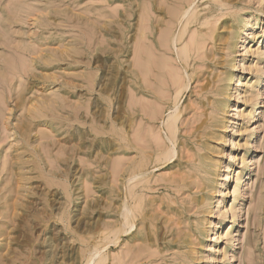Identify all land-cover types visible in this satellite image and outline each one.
<instances>
[{"label":"rangeland","instance_id":"rangeland-1","mask_svg":"<svg viewBox=\"0 0 264 264\" xmlns=\"http://www.w3.org/2000/svg\"><path fill=\"white\" fill-rule=\"evenodd\" d=\"M0 264H264V0H0Z\"/></svg>","mask_w":264,"mask_h":264},{"label":"bare ground","instance_id":"bare-ground-1","mask_svg":"<svg viewBox=\"0 0 264 264\" xmlns=\"http://www.w3.org/2000/svg\"><path fill=\"white\" fill-rule=\"evenodd\" d=\"M189 1V0H188ZM186 3H187V1H185ZM184 2V3H185ZM190 2H191V0H190ZM185 3V4H186ZM164 4V3H163ZM183 8V7H182ZM188 10V9H187ZM151 12V11H150ZM187 12V11H186ZM180 13V12H179ZM143 14V13H142ZM152 14V13H151ZM186 14V13H185ZM144 18V17H143ZM144 20H146V19H144ZM147 21V20H146ZM181 21V20H180ZM179 22V21H178ZM179 24H180V22H179ZM144 25V24H143ZM143 27H145V26H143ZM143 29V28H142ZM146 31V30H145ZM144 32V31H143ZM142 32V33H143ZM145 37V36H144ZM146 39V38H145ZM144 39V40H145ZM190 39H193L192 37L190 38ZM190 42H193V40L191 41L190 40ZM141 44H142V40H141ZM144 45V44H143ZM143 45H141V52H143L142 51V47H144ZM151 46H152V44H151ZM190 46H192V45H190ZM201 46V45H200ZM149 49V48H148ZM165 49H168V48H165ZM169 50V49H168ZM193 52V51H192ZM143 54V53H142ZM147 53L145 52V55H146ZM154 55V54H153ZM137 56V55H136ZM147 57V56H146ZM148 58V57H147ZM170 58V57H169ZM146 59V58H145ZM147 60V59H146ZM145 62V61H144ZM154 63V61L152 62V64ZM155 64V63H154ZM168 65V67H171V66H169V64H166V66ZM144 68V67H143ZM148 68V70L149 69H151L150 68V66L149 67H147ZM155 68V67H154ZM177 68V67H176ZM141 69V68H140ZM170 70V69H169ZM177 70V69H176ZM178 70H179V68H178ZM177 70V71H178ZM145 71V70H144ZM150 71V73L152 72L151 70H149ZM164 71H165V69H164ZM167 71V73L169 72L168 70H166ZM171 72V71H170ZM172 73V72H171ZM173 74V73H172ZM152 75V77L155 75L154 73L153 74H150V76ZM167 75V74H166ZM168 76H170L169 74H168ZM175 78L177 77V75L176 74H174L173 75ZM179 76V75H178ZM145 78H147V77H145ZM144 78V79H145ZM177 78H180V76L179 77H177ZM148 79V78H147ZM171 79V78H170ZM178 80H180V79H178ZM177 79H176V81H178ZM174 81V80H173ZM175 81V82H176ZM169 82H171L172 83V81L170 80ZM174 82V83H175ZM165 83V82H164ZM181 83H183L182 82V80H181ZM179 81L177 82V84H178V86H179V88H182L183 87V85L181 84ZM152 84V83H151ZM176 84V85H177ZM165 85V84H164ZM175 85V84H174ZM148 86V85H147ZM173 86V84H171V87ZM149 87V86H148ZM166 87V86H165ZM150 88V87H149ZM167 88V87H166ZM176 89V88H175ZM182 90H180L178 93H180ZM177 93V94H178ZM164 94V93H163ZM176 94V95H177ZM140 97V96H139ZM150 101V100H149ZM141 103V102H140ZM154 104H155V102H154ZM142 105V104H141ZM156 106V105H155ZM145 108V107H144ZM148 108V107H147ZM163 109V108H162ZM140 110H142L141 108H140ZM147 110V109H146ZM155 110H157V109H155ZM144 112H145V110H144ZM157 112V114H159V112L158 111H156ZM141 113H142V111H141ZM161 113V112H160ZM145 114H146V112H145ZM162 114V113H161ZM152 115H150V117H151ZM160 116V115H159ZM157 117V116H156ZM177 119H178V117H174L173 116V118L172 119H170V121H168V123L166 124V127H167V129H168V131L170 132V134L172 135V136H175V132H176V122H177ZM153 127V126H152ZM131 128V127H130ZM151 127H149V129H150ZM146 130V129H145ZM151 131H152V129H150ZM149 130V131H150ZM136 131V130H135ZM145 132V131H144ZM150 133V132H149ZM156 133V132H155ZM151 134V133H150ZM149 134V135H150ZM157 134V133H156ZM144 135V134H143ZM158 135V134H157ZM157 135H156V137H157ZM142 137V136H141ZM159 137V136H158ZM156 139V138H155ZM137 140V139H136ZM134 141V140H133ZM156 142V141H155ZM143 149V148H142ZM144 149H146V148H144ZM145 151V150H144ZM166 152H164V155L165 156H168L167 154H165ZM161 156V155H160ZM142 157V156H141ZM155 158H157V156L155 157ZM167 157H165V159H166ZM121 159H123V158H121ZM162 159V158H161ZM161 159H157L158 161H161ZM123 161H125L124 159H123ZM156 162V161H155ZM167 162V161H166ZM165 163V162H164ZM123 167V166H122ZM121 167V168H122ZM142 174V173H141ZM133 175H135V174H133ZM132 177V176H131ZM130 179H132V178H130ZM156 182V181H155ZM135 208H136V206H135ZM126 220V219H125ZM117 234V233H116ZM115 238V237H114ZM118 262V261H117Z\"/></svg>","mask_w":264,"mask_h":264}]
</instances>
